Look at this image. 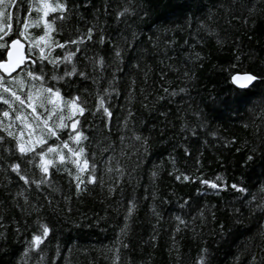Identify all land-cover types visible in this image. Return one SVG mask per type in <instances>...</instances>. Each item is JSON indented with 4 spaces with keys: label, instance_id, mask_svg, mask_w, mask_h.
Instances as JSON below:
<instances>
[{
    "label": "trees",
    "instance_id": "16d2710c",
    "mask_svg": "<svg viewBox=\"0 0 264 264\" xmlns=\"http://www.w3.org/2000/svg\"><path fill=\"white\" fill-rule=\"evenodd\" d=\"M58 3L65 19L47 29ZM7 13L0 43L25 32L35 63L6 86L26 102L58 89L36 111L55 109L54 127L75 113L82 136L69 119L36 127L0 89V264H264V0H15ZM238 74L257 79L238 90ZM75 97L82 115L64 105Z\"/></svg>",
    "mask_w": 264,
    "mask_h": 264
},
{
    "label": "snow or ice",
    "instance_id": "6c2138e0",
    "mask_svg": "<svg viewBox=\"0 0 264 264\" xmlns=\"http://www.w3.org/2000/svg\"><path fill=\"white\" fill-rule=\"evenodd\" d=\"M15 5V0H0V41H4L5 37L9 34L7 31H5V27H7V29H11L12 28V24H11V20H12V15L11 13H7V18L6 17V9L10 6ZM45 7H51L50 5H45ZM57 9L60 10V12L62 13L60 16L55 17L52 21L47 22V29H51L52 25L55 24L56 20L58 19H65V16L63 15V13L65 11H67V8L65 7V5L63 3H58L56 4L55 7L52 8L53 11H56ZM127 11V10H126ZM47 12L44 13L45 16H47ZM123 15V13L121 14ZM34 23H39V20L34 21ZM23 27L25 29L28 28V24L25 23L23 25ZM89 32V36L88 38H91V32L92 29L88 30ZM47 31L45 32V35H47ZM26 33L25 32H20L19 36L16 39H13L10 42H7V44L5 43H0V49H7L6 51L3 52L2 55H0V71H2L4 73V75H0V89H2V93L3 94H8L10 97L14 98L15 101H18L20 105L25 106V107H30L32 108V115H33V124H35L36 127H40L41 125H43V128L47 129V132L55 135V129L58 127H69L68 124L63 123V121L65 119H69L72 121L70 127L72 132H76L75 136L70 135L69 139L70 140H74L77 143L80 141L82 133L78 132L76 129V126L79 124V120L74 119V115L75 113L70 112V114L65 117V116H60L59 120L61 121L60 124L56 125L55 127L52 125L48 124V120L51 119V116L53 114H55V109H53V111L49 114V116L47 118H43L41 113H38L36 111V104L38 102V105L40 108H44L45 111H47V108L45 107L46 104H54L55 101L53 100V96L58 97L59 96V90H55L53 91L52 88H40L37 92L35 93H30L27 97V102L22 99L19 95H17V93L15 91H13L11 88L7 87V80L6 77H11L12 73L15 72L18 68H21V66L27 62H31V63H35L34 60H31V47L29 48V51L27 54H19V52H17L16 50L21 47V36H25ZM40 40H44V37H40ZM71 43H76V41H71ZM38 46V43H37ZM61 47H63V45H60ZM78 51V49H77ZM51 55V53H48L47 55L44 52V49L41 48L40 49V56L39 58L41 60L47 59L48 56ZM117 56L120 55L119 52L116 53ZM72 55H68L66 56L64 59L65 60H71ZM51 63H53L54 65L57 63L56 60L50 61ZM101 63H103V61H101ZM75 68L72 69L71 72H67L65 73V75H72L73 73H75ZM28 76L31 77L34 80H42L43 77L42 76H36L34 73L32 72H28ZM54 79L56 77H53ZM15 79V78H13ZM257 77L255 75L252 74H247L244 76H235L233 77V81L234 83H238L240 87L244 88L247 87L249 83H251L252 81L256 80ZM3 94H0V101H2L4 104L9 105V108H12V100L6 98ZM62 99V98H61ZM79 101V97H75L72 100H68V101H64V105L66 107L69 108H76L79 112V114H83L85 111V108L82 106V104H78L77 102ZM100 107L103 108V111L105 113H107L109 115V117L111 116V113L109 112L108 108H104V101L101 98L100 101ZM3 116L4 117H9V112L8 111H4L3 112ZM23 116V109L20 110L19 114L16 116L17 120H20ZM25 120H27V117L24 116L23 117ZM39 122V123H37ZM8 127H11V125H9ZM9 135H12L11 132L8 133ZM21 135H23V133H21ZM44 132L41 131V142L42 143H46V140L43 139L44 137ZM84 139H87V137H84ZM30 143V142H29ZM65 148L68 147V143L67 141L64 142L63 145ZM19 149L22 153H25L26 151H35V149L33 147H29V148H25L24 144H20L19 145ZM69 151H73L75 155H80L84 152L83 148H79L78 150H72L69 149ZM50 152H56V148L55 147H48L43 153H41V158H43V156L47 153ZM59 158L61 161L65 160V156L60 153L59 154ZM251 158V157H250ZM48 163H51V161L49 160ZM72 163L76 164L78 163L77 161H72ZM88 168V162L87 160L84 161V167L83 168H79L78 172H83L85 171V169ZM19 169V165L15 166V168L13 169L14 171H18ZM42 171L44 173L48 172V167L47 166H43L42 167ZM20 174V179L24 180L25 183H28L29 180L28 178L23 174V173H19ZM77 180H79L81 183H83V180L80 179V175L77 174V176L75 177ZM177 179H179V177H177ZM185 179H187V177H185ZM217 179H220V177H217ZM95 180V176H94V166L92 171L90 172V178H89V182H94ZM41 183L46 182L44 179H41L40 181ZM204 183H208L207 181H205ZM210 186L212 188H216L217 185L215 183H211ZM233 187H236V185H233ZM77 188H79V184H77ZM238 191H243V189H237ZM49 229L47 228V226H43V235L46 236L48 234ZM33 243H35L36 245H39L40 243H42V238L41 235H36L33 238Z\"/></svg>",
    "mask_w": 264,
    "mask_h": 264
},
{
    "label": "water",
    "instance_id": "95a60500",
    "mask_svg": "<svg viewBox=\"0 0 264 264\" xmlns=\"http://www.w3.org/2000/svg\"><path fill=\"white\" fill-rule=\"evenodd\" d=\"M16 51L19 52V54H21V55L27 54L26 45L21 41V47H19ZM24 65L25 64H23L21 66V68H23ZM21 68H18L15 72L12 73V75L16 74ZM0 73L4 75V73L2 71H0ZM244 75H247V74H238L235 76H244ZM255 81L256 80L252 81L251 83L248 84L247 87H244V88L240 87L238 83H234V81H233V85L235 86L236 89L243 91V90H247L248 88H250L254 84Z\"/></svg>",
    "mask_w": 264,
    "mask_h": 264
}]
</instances>
